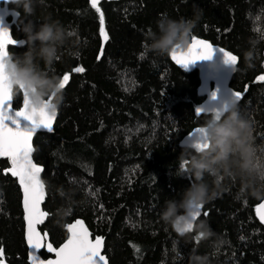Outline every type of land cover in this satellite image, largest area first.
<instances>
[{
	"label": "trees",
	"instance_id": "obj_1",
	"mask_svg": "<svg viewBox=\"0 0 264 264\" xmlns=\"http://www.w3.org/2000/svg\"><path fill=\"white\" fill-rule=\"evenodd\" d=\"M194 3L204 10L194 35L239 58L231 85L244 94L240 108L254 123L257 144H264V81L256 80L264 75V39L254 47L250 43L256 33H264V0L103 1L107 43L99 35L98 13L90 0H44L37 7V17L51 13L81 41L76 55L65 51L46 69L61 79L70 73L71 78L63 89L54 132L39 133L34 140L48 192L44 208L49 218L42 230L56 247L67 239L65 225L84 219L94 236L105 239L110 264H188L194 245L201 253H212L214 264H264V224L256 215L264 199H237L238 185H226L203 206L208 215L198 219L207 220L223 238L219 248L197 241L195 232L186 243L161 219L165 201L179 198L192 181L177 175L181 140L210 116L195 113L204 100L199 72L182 70L170 54L147 52L144 34L155 30L161 14L191 17ZM19 13L13 35L24 40L23 9ZM26 50V45L10 48L18 55ZM249 51L250 61L245 59ZM79 66L83 73L73 71ZM21 105L17 93L14 106ZM8 166L7 160L0 161V170ZM0 247L5 264H29L22 192L17 180L3 171ZM42 255L49 257L45 251Z\"/></svg>",
	"mask_w": 264,
	"mask_h": 264
},
{
	"label": "clouds",
	"instance_id": "obj_2",
	"mask_svg": "<svg viewBox=\"0 0 264 264\" xmlns=\"http://www.w3.org/2000/svg\"><path fill=\"white\" fill-rule=\"evenodd\" d=\"M43 4L44 0H15L18 14L23 9L21 25L25 39L21 43L27 46V50L20 55L8 51L0 61L5 65L13 95L21 91V86L27 93L29 113L46 106L49 112L57 111L63 101L61 78L46 69L61 59L65 51L68 55H76L81 43L75 30L55 19L51 13L37 17L36 9ZM203 15L204 10L195 3L191 17L176 19L167 13L161 14L155 30L144 34L148 42L145 50L160 56L173 51L186 52ZM260 39H264V33H256L250 43L254 47ZM245 59H252L251 51L245 52ZM231 70L234 73L238 70L237 63L231 64ZM239 101L231 96L227 110L219 119L214 116L206 118L199 126L203 129L200 141L203 146L197 149L187 143L178 159L177 175L191 176L192 181L179 198L165 201L161 219L172 226L186 243L192 242L195 232L201 241H210V248L222 246L224 240L215 233L211 224L207 220L192 221L191 214L196 207L216 199L226 185H238L237 199L247 196L264 199V144H257L254 123L244 115ZM185 161L187 166L181 167ZM190 222L191 230L187 227ZM187 259L188 264H214L212 253H201L196 245Z\"/></svg>",
	"mask_w": 264,
	"mask_h": 264
},
{
	"label": "snow or ice",
	"instance_id": "obj_3",
	"mask_svg": "<svg viewBox=\"0 0 264 264\" xmlns=\"http://www.w3.org/2000/svg\"><path fill=\"white\" fill-rule=\"evenodd\" d=\"M101 0H90L91 8L98 13L99 20V35L102 37V42L107 43L110 39L105 24L104 12L100 7ZM7 27L2 26L0 21V61L8 55V45L16 44ZM216 51L223 53L224 63L236 64L238 57L233 52L224 48L215 47L207 40L198 38L196 35L192 37V43L186 52L170 53L171 59L180 65L185 70L189 65L197 60L211 59ZM104 49L99 50V55L102 57ZM144 54H142L143 57ZM75 73H83V66L75 67ZM71 78L70 73H64L60 81V88L64 89ZM257 81H264V75L256 77ZM22 100V106L18 109L13 107V90L8 82L5 72V65L0 62V157H7L10 166L7 169L0 170L3 174L10 173L13 177L18 178L19 185L23 192V209L24 219L27 222V243L32 249L30 260L32 264H108L107 257L102 255L104 246V238L96 236L95 240L91 239V233L84 224L83 220L76 219L74 223L65 225L68 236L67 239L60 245L59 248L53 247L52 243L46 242L47 231L41 232L38 230V225L45 222L49 213L42 210V203L46 197V186L41 179V173L44 171L42 165L33 160V136L39 129H46L51 132L53 123L56 119L57 112H49L47 106L39 111L34 110L32 113L28 111L27 93L22 90L19 92ZM216 93H213L215 97ZM243 93L233 91L232 96L241 99ZM51 103V98H49ZM228 103L225 104L223 110H215L212 115L219 119L222 111H226ZM206 109L202 106L196 108V115L199 116L205 113ZM14 113V115H13ZM17 117H24L30 122L27 126H21ZM12 120L15 125L10 126L7 122ZM190 135H195L193 146L197 149L203 145L200 141L203 139V129L196 128ZM185 161L181 167H186ZM95 195V193H92ZM103 207V205H101ZM203 206H198L191 214V220L196 221L201 216ZM257 214L262 222H264V203L258 205ZM203 215L206 217L207 212ZM188 229L191 230V222L188 224ZM200 240V236L196 237ZM41 249H46L49 254L54 253L55 259H48L46 262L39 258L37 253ZM4 249L0 247V264H5Z\"/></svg>",
	"mask_w": 264,
	"mask_h": 264
},
{
	"label": "water",
	"instance_id": "obj_4",
	"mask_svg": "<svg viewBox=\"0 0 264 264\" xmlns=\"http://www.w3.org/2000/svg\"><path fill=\"white\" fill-rule=\"evenodd\" d=\"M103 1L115 2V1H119V0H101L100 4ZM11 5H15V0H0V21H2V26L3 27H7L9 29V31H10V34H11L12 38L17 41L16 44L8 45V51L9 52H10V48L11 47H23V46H25L23 43H21V41H23V40H17L14 37V35H13V27L18 24V21H19V18H20V13L18 14L17 10L15 8L11 7ZM201 39H203V38H201ZM204 40H206V39H204ZM207 41H209V40H207ZM210 43H212V42H210ZM213 46L220 47V46H218L216 44H213ZM220 48H223V47H220ZM224 49L228 50L226 48H224ZM228 51H230V50H228ZM233 54H235V53H233ZM214 64L218 65V67H213ZM238 64H239V58H238V61H237V67H238ZM177 66L179 68H181L182 70H184V71H189V72L198 71L199 72V79H200L199 95L202 98H204V100L197 107L202 106V107H204L206 109V111H205V113H203V114H201L199 116L196 115L197 117H201L203 115L212 116V115L215 114V110H223L225 104L228 102L229 98L232 96V92L233 91H238V90L234 89L232 87V85H231L232 79H233V77H234V75H235V73L237 71L234 73L231 70V65L224 63L223 53H221L219 51H216L214 53V55H213L211 60H209V59L197 60L194 63L190 64L187 70L182 68L180 65H177ZM239 92H241V91H239ZM213 93H216L215 97H213ZM243 96H244V94L242 95V98L240 99L239 103L243 99ZM13 107L15 108L14 100H13ZM16 109H18V108H16ZM56 112H57V115H56V119H55V121L53 123V130L51 132H49L46 129H39V130H37V132L33 136V148H34L35 151H36V149H35V146H34V140H35L36 136L39 133H53L54 132L56 121H57L58 114H59V110L57 109ZM195 113H196V110H195ZM223 113H224V111H222V114ZM13 115H14V113H13ZM17 119H19L21 126H27L28 124H30V122L27 121L26 118H24V117H17ZM7 122L10 124V126H13V127L15 126L12 123V120H9ZM198 127L199 126L195 127L193 130H191L188 134H186L183 137V139L181 140V143H180L182 147H184L187 143H191L192 146H193L196 137H195V135H190V133L193 132ZM35 151L33 152V160L36 163H38L35 160ZM1 160H7L9 162L7 157H0V161ZM9 166H10V162H9ZM42 167L44 168L43 165H42ZM44 170H45V168H44ZM43 174H44V171L41 173V179L42 180H43ZM7 175H10L12 178L17 180V183L19 185L18 178L13 177L10 173H8ZM45 186H46V184H45ZM20 189H21V187H20ZM21 192H22V189H21ZM47 196H48V192H47V187H46V197H45L44 202L41 205L42 210H44V211H46L45 208H44V205H45V203L47 201ZM261 203H264V200ZM22 207H23V192H22ZM203 209L204 208H202V210H201L202 214H203ZM23 212H24V209H23ZM46 212H48V211H46ZM202 214H201V216H202ZM256 215H257L259 221L264 224V222H262L260 220V218H259V216L257 214V211H256ZM200 217H198L197 220ZM48 218H49V215L45 219V222L43 224L37 226L38 230L41 232V234H43V232H45V231L42 230V227L47 223ZM80 220L84 221V224L86 225V227L88 228L89 232L91 233L90 238L95 240L96 236L93 235V232L89 228V226L86 223V221L84 219H80ZM24 222H25V239H26V243H27V222H26L25 219H24ZM74 222L75 221H73L72 223H74ZM46 242L52 243L49 233H48V237H47V241ZM52 245H53V247H56L53 243H52ZM27 246H28V262H29V264H32V261L30 260V254L32 252V249L30 248L28 243H27ZM59 247L60 246H58L56 248H59ZM44 251L49 255L48 258H45L42 255V252H44ZM101 254L107 257V255L105 254V239H104V246H103ZM37 255L39 256L40 259L44 260L45 262L48 259H55V254L54 253L49 254L46 251V249L39 250ZM107 260H108V264H110V261H109L108 257H107Z\"/></svg>",
	"mask_w": 264,
	"mask_h": 264
}]
</instances>
